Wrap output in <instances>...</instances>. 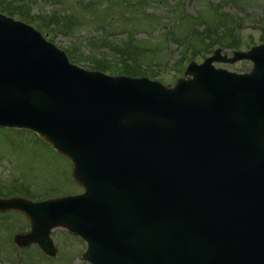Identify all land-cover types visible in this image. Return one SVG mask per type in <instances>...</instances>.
<instances>
[{
	"label": "water",
	"instance_id": "obj_1",
	"mask_svg": "<svg viewBox=\"0 0 264 264\" xmlns=\"http://www.w3.org/2000/svg\"><path fill=\"white\" fill-rule=\"evenodd\" d=\"M7 24L0 18V35ZM33 39L10 71L0 40V124L33 129L69 156L85 192L0 201L31 218L19 244L36 240L52 254L48 231L64 226L87 241L92 264H264L258 61L250 75L214 69L215 57L191 63L193 78L166 88L85 72Z\"/></svg>",
	"mask_w": 264,
	"mask_h": 264
},
{
	"label": "rangeland",
	"instance_id": "obj_2",
	"mask_svg": "<svg viewBox=\"0 0 264 264\" xmlns=\"http://www.w3.org/2000/svg\"><path fill=\"white\" fill-rule=\"evenodd\" d=\"M62 1L64 2L60 3L59 0H32L26 3V8L46 17V15L55 14V10L61 4V8H67L66 13L69 14L70 9L71 11L77 10L78 14L86 19L85 23H80L76 29H73L72 34H60L55 31L46 32V29L41 31L59 48L76 49L80 56L77 59L79 63L76 64L86 69H92L97 65L104 66L113 60L116 62V59L122 55L119 54L118 49L121 50L124 48L123 45L128 44L129 32L136 30L131 33L132 38L139 39L138 43L141 44L143 50L136 52V60L127 61L126 66L129 63L137 62L135 65L138 67V71H154L155 79L163 80L165 84L170 85L174 83L177 77L182 76V73L177 72L178 68L175 66L174 60L180 56V51H183L185 44L174 41V43L170 42V46L166 48L168 43L163 38H165L166 30L173 29L174 32L181 35L186 29L190 18L187 17L186 20L181 18L184 15V10L183 13H176L183 4L184 7L187 6L186 12L191 15L197 16V11H199L201 18L206 20L207 28L204 31L217 32L213 36L219 39L227 38L228 40V33L233 20L238 24L240 23L238 29L239 46L245 45L248 40H259L261 36H264V0H236L239 8L233 5H225L226 0H121V4L114 5L110 2L113 0H94L95 3L91 8L82 10H80L78 0ZM70 1L73 2V5L69 4ZM144 2L146 5L143 4ZM216 4H222L224 7L222 11L233 17L231 22L221 20V18L215 21V18L209 16L213 14L210 7ZM105 8H109V12L113 14H108L104 10ZM124 14L128 20L123 18ZM102 17L109 21L108 25H98L102 21L97 19H102ZM217 21L228 24L224 26L222 31L218 32L213 29V25ZM109 31L117 32L109 35ZM99 36H103L102 39H99ZM142 39H145L148 44L142 45ZM100 41L109 45L110 48L103 47ZM135 44L137 43L135 42ZM112 46L116 49L115 52H113ZM147 47L152 48L148 49ZM121 52L124 53L123 50ZM169 52H172L171 57ZM197 57L199 58L196 61L199 62L201 56ZM118 62L123 63L122 59H119ZM123 66L125 67L124 64ZM233 68L241 70L240 68ZM122 70L123 68H121ZM0 189L3 191L8 189L4 193L0 191L2 196L25 190L29 196L42 199L56 196L67 190L73 192L78 190V187L71 178L70 161L58 154L35 133L24 128L0 127ZM21 229H27V224L21 214L0 212V264H87L81 258L84 249L82 241L66 231H62L61 228H55L51 231V236L57 244V253L54 257L45 255L33 245H27L23 248L15 245L12 241V235Z\"/></svg>",
	"mask_w": 264,
	"mask_h": 264
},
{
	"label": "trees",
	"instance_id": "obj_3",
	"mask_svg": "<svg viewBox=\"0 0 264 264\" xmlns=\"http://www.w3.org/2000/svg\"><path fill=\"white\" fill-rule=\"evenodd\" d=\"M137 63V62H136ZM115 65V67H111V65H109V69H111L112 71H116L117 69L116 68H121V64H114ZM134 66H132V65H130L131 67H129V66H125L124 67V72L125 73H128V74H133V75H137V74H139V73H137L138 71H137V69H138V67L135 65V63L133 64Z\"/></svg>",
	"mask_w": 264,
	"mask_h": 264
},
{
	"label": "flooded vegetation",
	"instance_id": "obj_4",
	"mask_svg": "<svg viewBox=\"0 0 264 264\" xmlns=\"http://www.w3.org/2000/svg\"><path fill=\"white\" fill-rule=\"evenodd\" d=\"M237 66L242 70H246L248 68V63H239Z\"/></svg>",
	"mask_w": 264,
	"mask_h": 264
}]
</instances>
